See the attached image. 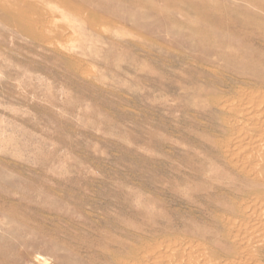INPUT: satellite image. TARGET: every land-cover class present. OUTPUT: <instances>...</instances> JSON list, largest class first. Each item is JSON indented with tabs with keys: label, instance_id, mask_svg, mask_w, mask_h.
Masks as SVG:
<instances>
[{
	"label": "rangeland",
	"instance_id": "rangeland-1",
	"mask_svg": "<svg viewBox=\"0 0 264 264\" xmlns=\"http://www.w3.org/2000/svg\"><path fill=\"white\" fill-rule=\"evenodd\" d=\"M0 264H264V0H0Z\"/></svg>",
	"mask_w": 264,
	"mask_h": 264
}]
</instances>
